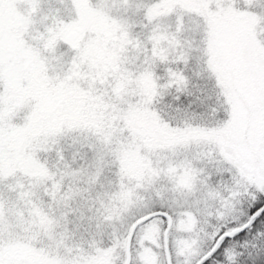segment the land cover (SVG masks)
<instances>
[{"label":"snow or ice","instance_id":"obj_1","mask_svg":"<svg viewBox=\"0 0 264 264\" xmlns=\"http://www.w3.org/2000/svg\"><path fill=\"white\" fill-rule=\"evenodd\" d=\"M257 250L264 0H0V264Z\"/></svg>","mask_w":264,"mask_h":264},{"label":"trees","instance_id":"obj_2","mask_svg":"<svg viewBox=\"0 0 264 264\" xmlns=\"http://www.w3.org/2000/svg\"><path fill=\"white\" fill-rule=\"evenodd\" d=\"M249 264H264V251H254L249 258Z\"/></svg>","mask_w":264,"mask_h":264}]
</instances>
